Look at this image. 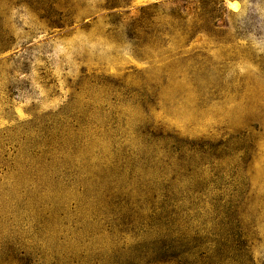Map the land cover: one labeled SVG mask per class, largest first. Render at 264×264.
Returning <instances> with one entry per match:
<instances>
[{
    "label": "rangeland",
    "instance_id": "374dc122",
    "mask_svg": "<svg viewBox=\"0 0 264 264\" xmlns=\"http://www.w3.org/2000/svg\"><path fill=\"white\" fill-rule=\"evenodd\" d=\"M0 0V264H264V0Z\"/></svg>",
    "mask_w": 264,
    "mask_h": 264
},
{
    "label": "trees",
    "instance_id": "16d2710c",
    "mask_svg": "<svg viewBox=\"0 0 264 264\" xmlns=\"http://www.w3.org/2000/svg\"><path fill=\"white\" fill-rule=\"evenodd\" d=\"M176 1V0H175ZM178 1V0H177ZM180 1H182V0H180ZM186 1V0H185ZM198 2H200V0L198 1Z\"/></svg>",
    "mask_w": 264,
    "mask_h": 264
}]
</instances>
